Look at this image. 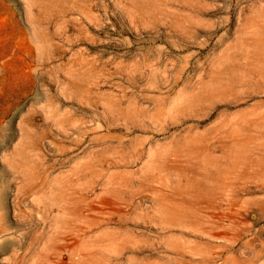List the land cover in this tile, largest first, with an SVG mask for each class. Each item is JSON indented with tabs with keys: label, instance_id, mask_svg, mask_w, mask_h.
Here are the masks:
<instances>
[{
	"label": "rangeland",
	"instance_id": "obj_1",
	"mask_svg": "<svg viewBox=\"0 0 264 264\" xmlns=\"http://www.w3.org/2000/svg\"><path fill=\"white\" fill-rule=\"evenodd\" d=\"M262 183L264 0H0V264H232Z\"/></svg>",
	"mask_w": 264,
	"mask_h": 264
},
{
	"label": "bare ground",
	"instance_id": "obj_2",
	"mask_svg": "<svg viewBox=\"0 0 264 264\" xmlns=\"http://www.w3.org/2000/svg\"><path fill=\"white\" fill-rule=\"evenodd\" d=\"M260 186H261L260 190L264 191V183H262V185H260ZM247 188H248V186H247ZM232 189H233V187H232ZM238 190H239L238 192H240V188ZM249 190L250 189H248V193H249ZM252 190H254V189H252ZM255 192H256V190L251 191L252 197H250V198H248L246 200H243V204H241V205H242V207H245L246 209L256 208L262 214V215L261 214L260 215L264 216V199H260V198H257L256 196H254ZM235 198H237V197H235ZM236 200H238V199H236ZM236 200H235V203H236ZM235 203L233 201L231 204H235ZM231 227H233V226H231ZM213 228H215V226ZM213 228H212V230H213ZM220 228H221V226H220ZM228 233H229V231L225 230L223 232V236L222 237L228 235ZM260 234L263 235V233H261V231H260ZM255 238H257V237L255 236ZM35 239H36V237H35ZM243 244H244V247H242V248H244V250H246V249L248 250L246 257L241 256L239 254L241 252V250L238 253L237 249L234 248L235 245H233V244H227V245L223 246V248H225V251L228 252V258L232 261V264H264V243H263L262 247L254 246L253 242L250 241V240L246 241L245 243L243 242L242 245ZM238 251H239V248H238ZM211 260H213V259H211Z\"/></svg>",
	"mask_w": 264,
	"mask_h": 264
}]
</instances>
